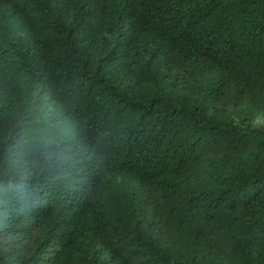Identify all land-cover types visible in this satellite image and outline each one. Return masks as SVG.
<instances>
[{"label":"trees","instance_id":"obj_1","mask_svg":"<svg viewBox=\"0 0 264 264\" xmlns=\"http://www.w3.org/2000/svg\"><path fill=\"white\" fill-rule=\"evenodd\" d=\"M0 264H264V0H0Z\"/></svg>","mask_w":264,"mask_h":264}]
</instances>
